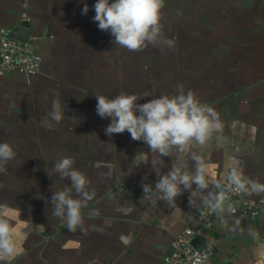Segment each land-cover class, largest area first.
<instances>
[{
  "label": "crops",
  "instance_id": "crops-1",
  "mask_svg": "<svg viewBox=\"0 0 264 264\" xmlns=\"http://www.w3.org/2000/svg\"><path fill=\"white\" fill-rule=\"evenodd\" d=\"M169 2L182 15L170 18L171 27L162 29L164 37L192 43L178 50L179 66L157 68L152 63L150 73L146 54L116 46L110 32L98 29L92 19L96 0H0V29L29 28L28 40L42 57L34 77L0 74V142L11 143L17 152L0 172V204L20 203V211L25 210L26 199L39 204L44 198L36 186L43 184L57 185L56 191L68 189L75 197L70 181L51 171L61 157L74 158V167L91 181L86 190L93 193L82 209L84 230L69 231L58 218L61 226L53 223L47 238L30 248L43 250L36 264H162L175 236L197 225L204 205L199 196L194 206L189 205V191L171 206L163 200L153 204L156 197L151 193L143 197L142 184L154 189L158 179L150 164L137 159L149 149L127 131L105 134L111 120L97 114V95L150 92L152 96L138 101L145 103L153 96L175 94L180 85L193 90L220 115L222 129L203 149L217 174H224L232 161L264 183V47L257 50L245 43L254 34L264 40V0ZM84 3L89 6L86 15L81 14ZM219 40L242 45L238 51L220 49V54L214 48ZM140 55L143 58L134 62ZM126 61L133 64L131 69H125ZM56 98L66 105L59 124L46 120ZM163 160L164 166L156 167L166 173L172 159ZM188 163L191 170L193 164ZM209 191H214L211 185L203 195ZM244 200L257 216L239 212L223 217L229 224L239 218L243 234L221 227L217 216L211 227L198 226L202 247L214 246L211 264H264V199L244 195ZM43 224L46 227L49 221ZM248 226L258 232V239L247 235ZM27 243L23 241V249ZM26 251L14 264L33 259Z\"/></svg>",
  "mask_w": 264,
  "mask_h": 264
},
{
  "label": "clouds",
  "instance_id": "clouds-1",
  "mask_svg": "<svg viewBox=\"0 0 264 264\" xmlns=\"http://www.w3.org/2000/svg\"><path fill=\"white\" fill-rule=\"evenodd\" d=\"M163 7L164 0H96L92 19L98 29L110 32L116 46L129 52L143 50L149 45L163 44L172 48L175 41L164 37L162 31ZM88 11L89 6L84 3L81 14L86 15ZM52 91L56 97L59 96L56 90ZM148 96H152L150 92L142 95L120 94L112 98L96 96L97 114L111 120L105 134L112 136L127 131L133 141H142L149 149L147 153H139L137 159L150 164L157 171L158 179L154 189L142 184L143 197L151 193L152 197H156L152 199L153 204L163 200L171 206L184 191H189L190 206L195 205V198L199 196L210 212L216 214L221 227L239 229L243 234L239 218L231 224L223 218L225 213H235L229 194L240 193L264 199V183L247 176L243 168L232 161L225 166L226 172L218 175L205 157L203 149L222 129L219 113L214 107L202 103L193 90L185 91L183 85L178 86L175 94H161L153 96L148 102L138 103ZM65 108V102L62 104L59 98L54 99L46 120L59 124L65 117ZM16 156L11 143L0 142V172ZM164 157L172 159L171 168L166 173L156 167L157 164L164 166ZM189 160L193 164L191 170ZM74 164V158L61 157L51 171L70 181L75 197L72 191L64 189L53 192L49 201L53 216L62 219L68 230L73 232L78 228L84 230L82 209L93 199V193L86 190L91 183L89 177L76 169ZM210 185L214 191L203 195ZM19 215V209L0 204V264H12L23 254L22 244L27 234L21 231ZM247 235L256 240L259 234L248 226Z\"/></svg>",
  "mask_w": 264,
  "mask_h": 264
},
{
  "label": "built area",
  "instance_id": "built-area-1",
  "mask_svg": "<svg viewBox=\"0 0 264 264\" xmlns=\"http://www.w3.org/2000/svg\"><path fill=\"white\" fill-rule=\"evenodd\" d=\"M11 31L0 29V74H20L31 78L36 76L42 66V57L35 51L30 40L22 42L10 36ZM235 213L244 212L252 217L257 216V210L240 193H230ZM239 198V204L234 199ZM216 214L203 205L199 211L196 226L185 227L173 239L169 252L163 257L162 264H211L214 246L206 244L202 248L194 245L198 235V226L211 227Z\"/></svg>",
  "mask_w": 264,
  "mask_h": 264
},
{
  "label": "rangeland",
  "instance_id": "rangeland-1",
  "mask_svg": "<svg viewBox=\"0 0 264 264\" xmlns=\"http://www.w3.org/2000/svg\"><path fill=\"white\" fill-rule=\"evenodd\" d=\"M169 1L170 0H164V7L161 11V24L163 26L162 29H164L166 27H171L170 24L169 25L167 24L169 22V20H171L170 18H172V21H173L182 15L180 10L172 8L170 6ZM189 11L192 12L193 10H189ZM170 39H172V38L170 37ZM173 40L175 41V45L172 48H169L163 44H161L159 46L149 45L147 48L140 50V51H136L134 53L135 54L140 53L142 55L146 54V56H147V60L145 59L147 61L146 64L149 65V66L148 65H146V66L150 67V69H149L150 73L152 70V68H151L152 63L154 65H157V68H165V66H168V65L172 66L173 64H177L179 66L180 57L177 54V53H179L178 50H182V49L185 50L186 46L188 44H191L192 41L186 40V39L181 41L177 37H174ZM231 42H233V41H228V40L227 41L226 40L221 41V40H219L216 43V46L214 48L220 54L223 53V51H222L223 49H228V48H229V50L230 49H236L238 51V49L240 47L239 44L241 43V41H237L236 46L231 45ZM194 43H197V42H194ZM219 43H221L222 46L219 47L218 46ZM223 43L226 45L225 48H223ZM245 43L247 45L253 46L255 49L258 48L257 50H259L262 46L264 47V40L261 38V36H259V35L257 36L256 34H254L250 40L246 39ZM228 44H229V46H228ZM241 45H242V43H241ZM170 49L173 50L172 54H168L170 56H166V53H168L170 51ZM220 49H222V50H220ZM149 52H152V53L154 52L155 53L154 57H152L151 54L148 55L147 53H149ZM222 56H225V55H222ZM142 58L143 57L140 55L139 57H134L133 59H134V62H137L138 60H141ZM128 59H130V58L127 57L126 60H128ZM217 59H219L220 61L224 60L220 56ZM132 62H133V60H132ZM124 65L126 67L125 68L126 70H127V68L131 69L133 66V64H131L130 61L129 62L126 61ZM176 74H178V72H176ZM51 185L50 184H43L42 186H36V188L39 187L38 191H39V193H42L41 195H42V198H44V200L38 204L36 202H32V200H30V199H26L25 200L26 208H25V210L20 211V215L18 216V221L20 222L21 231H22V233L27 234L26 238L23 239V241L29 242V243H27V248H24V250H27L26 251V257H33V259H31V260L29 259L27 261V264H36L35 258L43 256L42 255L43 250L38 253L37 249H35V248L30 249V248L35 246L36 244H38V242H40L41 240H44L45 238H47L49 233L53 230V223L56 225V227L61 226L58 223L59 222L58 218L53 216V214H52L53 209H52V206L49 202L51 199L52 193L56 191L54 189L58 186L53 185V184H51ZM28 187H30V186H26V189H28ZM15 204L17 206H15ZM19 205H21V204L14 202L12 208L19 209ZM38 212H40L39 215H38ZM45 220L49 221V224L46 227L43 224V222ZM41 226H43V227H41ZM20 257H23V256H18L14 261H12V264H14L16 261L18 262L20 260L19 259ZM39 264H41V263H39Z\"/></svg>",
  "mask_w": 264,
  "mask_h": 264
},
{
  "label": "water",
  "instance_id": "water-1",
  "mask_svg": "<svg viewBox=\"0 0 264 264\" xmlns=\"http://www.w3.org/2000/svg\"><path fill=\"white\" fill-rule=\"evenodd\" d=\"M10 36L12 38L18 39L22 42H27L28 38H29V28H15L11 31ZM240 199L236 198L234 199V203L239 204L240 203ZM194 245L197 248H202V238L200 235H197L194 239Z\"/></svg>",
  "mask_w": 264,
  "mask_h": 264
}]
</instances>
